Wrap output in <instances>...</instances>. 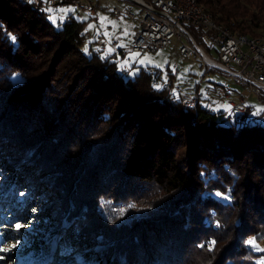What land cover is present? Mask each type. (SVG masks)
Listing matches in <instances>:
<instances>
[{"label":"trees","instance_id":"trees-1","mask_svg":"<svg viewBox=\"0 0 264 264\" xmlns=\"http://www.w3.org/2000/svg\"><path fill=\"white\" fill-rule=\"evenodd\" d=\"M198 1L235 31L255 35L264 30V0ZM86 23L70 13L57 26L47 9L38 12L22 0H0V139L20 151L30 138L36 152L27 161L67 192L89 199L90 193L109 191L102 195L112 200L111 211L128 224L126 233L108 219L105 228L100 226L105 236L113 232L121 241L113 251V246L103 254L93 251L92 257L105 259L103 264H127L129 238L140 244L131 252L142 248V255L135 256L138 264L144 263L148 247L170 256L175 249L173 259L183 250L191 254L190 248L199 257L189 264H263L248 248L251 236H264L260 115L252 116L248 106L244 113L225 116L202 98L197 109L184 106L182 90L173 89L172 72L169 86L164 85L168 79L157 86L161 70L142 68L134 76L124 72L119 66L123 48L105 55L92 41L86 51ZM189 26L197 29L198 44L204 43L205 31ZM16 74L23 78L18 85ZM43 123L45 132H35L43 130ZM52 132L57 144L50 146ZM54 159L69 167L51 169ZM16 176L0 178V207L8 217L28 221L38 196L17 194ZM129 202L139 203L123 215L120 205ZM55 234L50 245L68 253L81 236L72 229ZM14 236L31 239L22 231ZM37 241L33 238L25 251L33 264H45L50 245ZM116 248L125 249V256L117 257ZM248 253L253 262L246 260ZM84 260L77 264H86L88 257ZM61 262L54 264H75L73 258Z\"/></svg>","mask_w":264,"mask_h":264},{"label":"rangeland","instance_id":"rangeland-1","mask_svg":"<svg viewBox=\"0 0 264 264\" xmlns=\"http://www.w3.org/2000/svg\"><path fill=\"white\" fill-rule=\"evenodd\" d=\"M43 1L46 2L47 0ZM100 2L104 4L99 7V17L106 18L103 25L101 19L97 21L92 16L90 17L87 12L83 13V16L81 17L87 21L86 29L89 33L84 45L86 51L89 50V43L92 41H95L93 46L95 49H98L99 42H106V48L101 50L105 55L109 54L112 51V48L119 49L121 47L120 45H123L121 48H123L125 55L120 59L119 66L121 68L127 66L132 76L139 73L142 68L161 70V78H159V81L156 83L158 86L161 85L163 81L169 79V72H172L174 74L172 85L176 93L181 90H195L198 88L202 95V103L208 104V106L214 111H223L225 116L233 114L231 104L233 100L239 101L240 98L245 97L246 104L252 107L251 115H260V120L264 121V102L261 98L264 93L256 92L247 84L235 79L225 71L214 66H209L203 58L202 53L196 51L195 45L189 40L187 35H184L183 40L187 41L194 49L192 55L188 57H184L180 52L181 40L177 38L170 46L159 47L154 51H132L129 47L132 45L134 35L139 29L140 17L143 10H141L140 6L133 4L132 8L138 14L137 18L132 19L123 15L122 18L118 20L110 11H105V13L101 14L100 12H103V9H106V6H124L125 2L123 0H100ZM47 11L48 18L57 26L62 24L70 13L77 16L74 5L69 1L59 3L56 6H48ZM89 25H92L93 27L90 28ZM189 28L197 37V29L190 26ZM106 32L107 35H105ZM260 32L258 31L256 33ZM209 33H211V31H205L204 34H202L205 42L200 44L207 55L217 58L215 50L209 49L211 46L210 38L208 37ZM115 40L118 41V44L113 47L111 43ZM133 53H138L139 55L135 58H130ZM140 61H145V63L141 64ZM22 79L23 78L20 74L14 75V84L18 85ZM215 86L217 88H215ZM41 126L43 130L41 131L39 128H36L35 132L43 134L45 132L44 123ZM51 134L50 146H53L57 144L54 143L55 132H52ZM42 136L43 135H40V137ZM3 140L0 139V178H5L6 181H8L10 174H17L16 178L18 180V185L16 184L17 189L15 188L16 191L18 190L17 194H20L22 197L32 195L36 198L38 196V202L36 201L37 203H35V206H32L35 214L32 216L31 213L33 212H31L28 221L8 217L9 212L2 211V208L0 207V256H7L6 260H0V264H33V262L29 261L30 255L25 251L27 246L29 247L32 245L31 242L33 241V238L39 240L37 241L39 245L44 246L45 244L48 246L50 245L49 242L54 240V236H56L55 233H63L64 231H69L71 229L76 230L81 234L78 241H76L75 250L70 253L62 252L58 249L54 250L50 245L49 260L45 264H54L59 261L62 263L61 260L65 261L70 258H73L75 264L81 262L84 263V256L88 257V260H86L88 262L86 264H103V260L105 259L101 258V260L99 257H92L95 253L93 251L102 252L99 254H103L104 248L107 249L110 246H113V249L111 250L113 251L116 243L118 242V244H120L121 241L113 232H107L105 236L101 231L103 228L100 226L104 227L102 224L104 223V220L108 219L109 221L114 222V225L112 226H115L117 229L120 226L122 231L126 233V225L128 224L127 219L122 215L118 217L114 211H111L112 200L102 195H108L109 191L105 192V189H102L103 192L98 193L97 195H92L90 193L89 199L78 195L79 193L73 194L72 192H67L60 187V185H57L59 183L57 180L51 179L50 175V178L47 177L43 168L35 167L27 161L29 160V156L30 158L33 157H31V155L28 156V154L32 151L36 152V148L31 147L32 140H30V138H27V142H25L27 145H23V148L21 147L22 149H19L20 151H17L14 148L9 149V146H7V143ZM57 140L59 141V139ZM44 142L47 144V141L44 140L43 143ZM50 152L53 153L52 150ZM68 155L70 156V153H68L67 156L64 155L65 158L63 160H67L68 162V160H70ZM44 159L48 164L49 161L46 160L47 158L45 157ZM7 164L15 168L17 171H9L10 168L7 167ZM44 166H46V163L43 164V167ZM67 166L69 167L68 163L62 164V161L58 163L55 159L51 160L49 165L51 169H56V167H58L63 170H66L65 168ZM7 173L10 174L8 175ZM49 173L53 174L50 169ZM61 175L64 174L59 173V176ZM86 185L90 188V184L86 183ZM142 201L143 199L141 202ZM138 203L139 202H129L127 205H120L119 209L123 211L124 215L125 212L133 210ZM17 225L20 226L19 229H17ZM96 230L98 231L94 233ZM130 230L137 229L134 227L130 228ZM20 231L24 234H28V236L30 235L31 239L16 238L14 236L15 232L18 234ZM129 239L131 245L127 246L129 252L127 253L125 263L138 264L140 261H138V259L136 260L135 256L138 257V255H142L140 253L142 252V248H138L135 252H131L130 248H134L140 244H137L135 239ZM190 240L192 241V239ZM249 240L255 241V244H252V247L248 246L249 252L255 257L257 255L260 258L259 260L264 264V251H261V249H264V236L257 239L255 236H251ZM139 249L140 251H138ZM188 250L191 254H188L183 250L182 254H180L177 259H173L175 257V249L170 256L165 251L160 252V255H158L156 253L157 251L155 252L148 247L143 251V264H185L183 263L184 258H188L187 261H185L186 263L190 259L195 260V257L198 259V252L194 250L191 251L190 248ZM124 251L125 249L118 251L116 248L114 253H116L117 257H120V254L125 256L123 254ZM192 252H194V254H192ZM91 253L92 255H90ZM252 259V255L248 253L246 255V260L253 262Z\"/></svg>","mask_w":264,"mask_h":264},{"label":"built area","instance_id":"built-area-1","mask_svg":"<svg viewBox=\"0 0 264 264\" xmlns=\"http://www.w3.org/2000/svg\"><path fill=\"white\" fill-rule=\"evenodd\" d=\"M34 5L38 12H43L48 6H56L63 0H22ZM42 1V0H41ZM71 2L76 10L77 17H82L88 12L97 20V10L101 6L99 0H67ZM124 6H109L111 14L118 20L122 16L136 19L138 14L132 8L133 4L143 10L140 17L139 29L134 35L132 51L146 52L154 51L159 47L170 46L174 40L180 39V52L184 57L191 56L194 49L184 41V35L195 45L196 51L202 53L203 58L209 66H214L225 71L230 76L247 84L256 92L264 93V31L255 35H249L233 30L221 22L217 16L206 9L198 0H123ZM195 25L203 31H211L209 38L211 49H214L217 58L212 62L207 61V54L203 47L198 44L195 35L190 31L189 25ZM87 35L89 33L87 31ZM115 47L117 40L111 43ZM98 47L106 48V42H99ZM115 51L118 49H114ZM124 72L129 73L125 66ZM172 83L168 79L164 85ZM198 88L195 90H182V103L186 107L197 108L201 100ZM232 111L244 113L248 105L246 98L239 101L233 100Z\"/></svg>","mask_w":264,"mask_h":264},{"label":"snow or ice","instance_id":"snow-or-ice-1","mask_svg":"<svg viewBox=\"0 0 264 264\" xmlns=\"http://www.w3.org/2000/svg\"><path fill=\"white\" fill-rule=\"evenodd\" d=\"M30 2H31V0H30ZM100 19H101V23L103 25L104 24V21L106 20V18L105 17H101ZM89 27L91 28L93 26L92 25H89ZM105 35H107V32L105 33ZM13 39H15V38L13 37ZM120 46L122 47L123 45H120ZM138 55H139L138 53H133V54H131L130 58H135ZM140 63L143 64V63H145V61H140ZM217 195H220V193H217ZM16 227H17V229H19L20 226L17 225ZM212 243L214 244L215 242L213 241ZM249 243L254 245L255 244V241H250ZM261 251H264V249H261ZM6 259H7V256H0V260H6Z\"/></svg>","mask_w":264,"mask_h":264},{"label":"crops","instance_id":"crops-1","mask_svg":"<svg viewBox=\"0 0 264 264\" xmlns=\"http://www.w3.org/2000/svg\"><path fill=\"white\" fill-rule=\"evenodd\" d=\"M99 1H100V0H99ZM100 3H101V2H100ZM103 4H104V3H101V6H102ZM106 4H107V3H106ZM108 7H109V6H106V9H103V12H100V14H101V13H105V11H109ZM98 10H99V8H98ZM98 10H97V17H98V18H97V21L100 19L99 14H98ZM87 13H88V12H87ZM88 14H89V13H88ZM89 15H90V17L92 16L91 14H89ZM86 24H87V23H86ZM117 42H118V41H117ZM120 48H121V47H120ZM112 51H115L114 48H112ZM112 51H111V52H112Z\"/></svg>","mask_w":264,"mask_h":264},{"label":"bare ground","instance_id":"bare-ground-1","mask_svg":"<svg viewBox=\"0 0 264 264\" xmlns=\"http://www.w3.org/2000/svg\"><path fill=\"white\" fill-rule=\"evenodd\" d=\"M205 57H206L207 61H209V62L213 61V59L209 55L205 54Z\"/></svg>","mask_w":264,"mask_h":264}]
</instances>
